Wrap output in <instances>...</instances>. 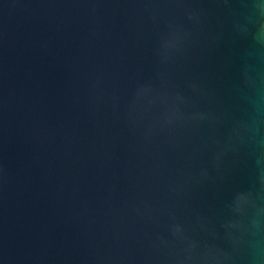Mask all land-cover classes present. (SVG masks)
Instances as JSON below:
<instances>
[{"label": "water", "instance_id": "obj_1", "mask_svg": "<svg viewBox=\"0 0 264 264\" xmlns=\"http://www.w3.org/2000/svg\"><path fill=\"white\" fill-rule=\"evenodd\" d=\"M0 264H264V0H0Z\"/></svg>", "mask_w": 264, "mask_h": 264}]
</instances>
